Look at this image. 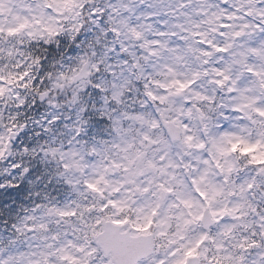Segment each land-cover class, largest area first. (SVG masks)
Here are the masks:
<instances>
[{"label": "clouds", "instance_id": "9594fccd", "mask_svg": "<svg viewBox=\"0 0 264 264\" xmlns=\"http://www.w3.org/2000/svg\"><path fill=\"white\" fill-rule=\"evenodd\" d=\"M0 264H264V0H0Z\"/></svg>", "mask_w": 264, "mask_h": 264}]
</instances>
